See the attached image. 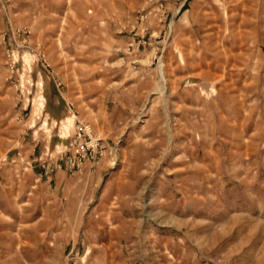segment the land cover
Masks as SVG:
<instances>
[{"label": "rangeland", "instance_id": "374dc122", "mask_svg": "<svg viewBox=\"0 0 264 264\" xmlns=\"http://www.w3.org/2000/svg\"><path fill=\"white\" fill-rule=\"evenodd\" d=\"M183 5L187 12H180ZM146 55L154 57L152 65ZM132 59L142 61L132 63ZM186 65L191 66L188 72ZM147 66L156 78L150 85L144 84ZM191 69L194 77L205 76L208 70L207 79L189 76L174 83L176 76L191 73ZM201 87L208 92L214 88L210 92L225 93L232 100L237 88L254 87L257 94L242 97L243 102L250 104L256 97L258 105L264 102V0H0V169L17 167L23 159L17 162L15 153L38 140L44 142V148H35L33 153L48 152L51 160L67 146L78 122L91 128L94 123L111 121L114 95L126 92L125 99L131 105L136 103L127 111L124 123L126 135L129 132L131 140H136L135 158L112 161L107 156L98 165L103 164V170H118L119 165L124 170L132 166L154 170L155 183H163L160 199L164 201L170 198V179L176 170L178 198L186 197L185 177L180 176L186 169L174 165L185 167L193 159L195 170L209 168L221 173L220 187L218 176L209 175V213L216 215L219 210L217 187L225 188L226 194L221 190L219 194L222 199L226 195V213H236L229 205L239 195L234 187L241 176L226 173L235 170L230 165L235 159L227 158L234 153L224 139L232 141L239 124L206 125L207 120L197 111L171 109L185 88L193 89L194 103L200 102L196 93ZM94 130V135L105 140ZM218 140L225 144V160L219 161L209 152L211 146L218 148ZM203 150L207 153L204 159ZM13 155L16 159L10 160ZM28 166L23 164L19 170ZM239 166L237 170H244ZM152 196L146 191L142 198ZM157 207L153 202L141 212L140 221L130 229L126 224L124 243L129 241L131 249L153 246L155 230L182 234L183 229H171L173 225L165 222L164 211L160 217L154 214ZM75 226L69 223L65 227L66 264L81 258L75 254L82 250L79 237L70 236ZM217 227V222H211L210 232H217ZM137 229L146 237L133 235ZM184 244L185 239L179 243ZM137 251L135 264L152 261L151 255L137 256ZM87 259L82 256L83 263ZM96 259L105 262V256ZM211 259L217 263V255Z\"/></svg>", "mask_w": 264, "mask_h": 264}, {"label": "crops", "instance_id": "0c3cea01", "mask_svg": "<svg viewBox=\"0 0 264 264\" xmlns=\"http://www.w3.org/2000/svg\"><path fill=\"white\" fill-rule=\"evenodd\" d=\"M184 11H188L186 6L180 9V12ZM145 57L152 65L154 57ZM138 61L141 63L142 60H130L132 63ZM187 65L185 69L188 72L187 68L191 66ZM206 72L205 76L194 77L191 69V73L182 74L179 78L176 76L174 83L188 80L189 76L194 80L207 79L208 70ZM145 73L148 78L144 84L150 85L151 80L156 79L155 72L147 66ZM192 90L185 88L180 101L176 98L171 103V109L197 111L202 119L207 120L206 125L224 127L239 124L234 139H224L230 143V152L234 153H229L227 158L235 159L230 163L235 170H226V173L241 176V182L234 187L240 196L235 195L237 198L229 205L236 208V213H226V195L222 199L219 194L220 190L223 194L226 191L218 187V213H209L210 202L206 197L209 175H217L219 179L221 173L209 168L195 170L197 166L193 159L185 167L173 164L175 169H186L180 174L185 177L186 197L181 195L178 198L179 177L178 170H174L175 176L170 179V198L163 201L160 199L163 183L160 180L155 183L154 170H135L133 166L124 170L123 165H119L118 170H103L104 165L100 164V170L96 166L92 171L85 165L81 173L73 175L64 168L55 172L43 171L39 164L49 161L51 154L33 153L35 148H44V142L38 140L26 144L15 153L17 157L13 155L10 158L16 157L17 162L19 158L23 159L17 167L10 165V168L0 169V264H66L65 227L69 223L77 225L70 236L79 237L82 245V250L75 253L80 255V261L74 264H102L98 263L97 256H105L104 264H135L137 250L130 248L129 241L124 243L125 227L129 225L130 229V225L140 221L141 212L153 202L160 206L157 207L158 212L153 211L155 215L160 217L164 211L165 222L173 225L171 229L181 228L183 231L178 235L172 230L163 232L165 234L155 230L153 246L136 253L137 256L144 253V257L151 255L152 261L143 260L137 264H215L211 259L213 255H217L216 264H264V163L260 164V159L264 158V102L258 105L257 97L250 104L243 102L242 97L257 94L258 88L254 87L237 88L233 92L235 100L226 99L225 93L210 92L214 88L207 89L208 92L201 87L196 93L197 99L200 98L198 103L193 102ZM125 93L114 95L111 121L90 125L93 131L96 128L102 133L105 139H102L103 157L110 156L112 161L115 158L134 159L137 152L136 140H131L133 137L129 132L126 135L124 127L129 115L127 111L136 103L131 105L125 99ZM245 128H249L248 131ZM217 144H220L218 148L211 146L209 152L219 161L225 160V144L220 141ZM203 155L202 159L207 157L205 151ZM23 164L29 168L19 170ZM237 166L244 170H237ZM218 167L219 163L216 169ZM192 168L194 170H190ZM220 184L222 186L219 179V187ZM146 191L152 192L151 199L142 198ZM211 222L218 223L217 232H210ZM134 232L138 239L146 235L143 230ZM163 238L165 246L162 245ZM183 239L184 246L179 245ZM86 255L89 259L83 263L82 256Z\"/></svg>", "mask_w": 264, "mask_h": 264}, {"label": "built area", "instance_id": "2783aa9c", "mask_svg": "<svg viewBox=\"0 0 264 264\" xmlns=\"http://www.w3.org/2000/svg\"><path fill=\"white\" fill-rule=\"evenodd\" d=\"M103 156L104 148L100 138L93 134L89 125L78 122L74 126V134L64 150L62 152L60 150L48 163L39 164V168L51 172L64 168L73 175L80 173L85 165L94 171Z\"/></svg>", "mask_w": 264, "mask_h": 264}]
</instances>
